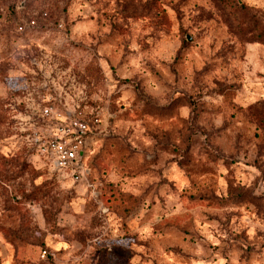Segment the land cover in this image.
<instances>
[{
  "label": "rangeland",
  "instance_id": "obj_1",
  "mask_svg": "<svg viewBox=\"0 0 264 264\" xmlns=\"http://www.w3.org/2000/svg\"><path fill=\"white\" fill-rule=\"evenodd\" d=\"M47 102L99 120L80 181ZM0 264H264V0H0Z\"/></svg>",
  "mask_w": 264,
  "mask_h": 264
},
{
  "label": "built area",
  "instance_id": "obj_2",
  "mask_svg": "<svg viewBox=\"0 0 264 264\" xmlns=\"http://www.w3.org/2000/svg\"><path fill=\"white\" fill-rule=\"evenodd\" d=\"M42 15L45 19L48 13L43 12ZM38 17L27 19L19 26V30L24 31L38 25ZM58 28H64L63 22L58 23ZM38 113L44 124L31 130V146L41 157L46 158L56 171L63 172L75 182L80 181L89 172L84 157L93 133L91 123L93 120L98 122V118L88 119L82 113L62 111L52 102L41 106Z\"/></svg>",
  "mask_w": 264,
  "mask_h": 264
}]
</instances>
